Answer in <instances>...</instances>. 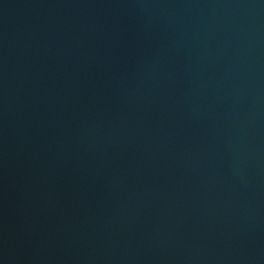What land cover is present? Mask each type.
I'll use <instances>...</instances> for the list:
<instances>
[{"label":"water","instance_id":"water-1","mask_svg":"<svg viewBox=\"0 0 264 264\" xmlns=\"http://www.w3.org/2000/svg\"><path fill=\"white\" fill-rule=\"evenodd\" d=\"M0 264H264V0L0 4Z\"/></svg>","mask_w":264,"mask_h":264}]
</instances>
